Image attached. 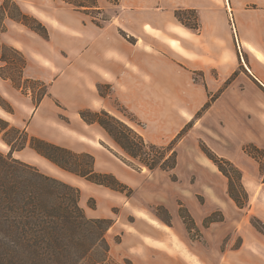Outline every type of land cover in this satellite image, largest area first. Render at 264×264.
I'll return each mask as SVG.
<instances>
[{
  "label": "crops",
  "instance_id": "crops-1",
  "mask_svg": "<svg viewBox=\"0 0 264 264\" xmlns=\"http://www.w3.org/2000/svg\"><path fill=\"white\" fill-rule=\"evenodd\" d=\"M13 1L47 28L49 38L7 17L0 42L25 56L24 77L48 84L50 95L36 107L30 95L0 76V94L14 108L8 113L0 107V116L30 136L75 153H91L98 172L113 174L130 187L140 185H135L138 178L114 160L104 161L109 148L103 140L111 138L98 124L85 123L80 111L117 116V101L146 124L142 135L151 144L172 139L196 118L191 130L200 131V143L241 171L250 203L240 209L229 196L226 176L196 149L199 191L210 211L225 213V207H236L243 215L235 222L236 233L244 239L237 252L252 254L254 249L264 256V235L250 220L254 216L264 223V166L247 150L264 152V0H98L101 13L96 15L108 16L101 26L92 12L63 0ZM178 11L196 13L199 29L179 22ZM102 85L111 89L106 97L99 92ZM154 130L158 139L152 137ZM15 155L79 188L81 206L93 199L91 218L108 219L119 199L126 215L135 217L121 245L143 252V264H192L187 251L175 246L179 237L173 227H158L146 210L127 206L129 199L117 196L119 192L68 173L30 148ZM172 214L176 219L177 210ZM132 259L140 264L141 259Z\"/></svg>",
  "mask_w": 264,
  "mask_h": 264
},
{
  "label": "trees",
  "instance_id": "trees-1",
  "mask_svg": "<svg viewBox=\"0 0 264 264\" xmlns=\"http://www.w3.org/2000/svg\"><path fill=\"white\" fill-rule=\"evenodd\" d=\"M75 9L92 12L95 23L102 24L94 16L99 10L98 0H63ZM113 3L119 0H109ZM190 16L193 23H188ZM21 23L44 38H49L47 28L35 17L25 14L13 0H5L0 7V33L5 31V18ZM176 17L183 25L198 30L199 22L194 12L178 11ZM108 18H104L103 22ZM126 38H128L125 35ZM131 42L133 38H128ZM0 76L10 80L18 89L31 93L38 107L50 95L49 85L24 77L27 66L25 56L17 49L0 42ZM101 96L110 93L102 90ZM0 106L9 113L12 108L0 94ZM208 107V105L206 106ZM81 119L87 124H98L124 152L129 160L122 159L128 166H138L154 172L157 169L171 172L177 166V152L174 146L182 138L183 132L168 147L149 144L144 137L125 122L107 111L95 112L90 109L80 111ZM65 119V118H63ZM11 133L19 135L14 141L6 137ZM10 146L8 156L0 153V264H101L109 261L110 244L107 232L113 227L112 219L91 218L80 204L81 190L41 172L13 158V154L27 146L38 155L49 160L60 169L83 178L90 183L109 188L131 197L133 189L121 182L115 175L96 170L95 157L89 153H75L65 147L30 136L26 130L11 127L0 118V135ZM105 146V144L103 143ZM107 147V146H106ZM202 152L218 167L229 180V195L237 206L247 204L237 192L235 182L227 168L237 172L228 160L218 156L205 143L201 142ZM156 151L155 156L152 155ZM153 153V154H152ZM131 160V161H130ZM247 198L245 189H242ZM249 206V204H248ZM180 215L189 229H195V222L181 204ZM215 222L212 217L206 223ZM251 224L264 234V223L251 217Z\"/></svg>",
  "mask_w": 264,
  "mask_h": 264
},
{
  "label": "rangeland",
  "instance_id": "rangeland-1",
  "mask_svg": "<svg viewBox=\"0 0 264 264\" xmlns=\"http://www.w3.org/2000/svg\"><path fill=\"white\" fill-rule=\"evenodd\" d=\"M94 16H97V20L101 24L103 23V19L108 17L107 15L98 16L96 14H94ZM193 22V17L190 16L188 23L192 24ZM102 86V90L108 92L109 86ZM20 90L25 96L30 95L33 100L30 91L23 92L22 89ZM7 103L9 104V108H12V113H14L13 106L8 101ZM115 107L117 111V116H115L116 118L128 124L140 135L144 134V132H147L146 124L140 121L135 116V114L132 113V111L117 101L115 102ZM205 110L206 107L197 114V118L201 117ZM0 118L8 122L11 127H14L7 120L8 118L2 116H0ZM196 122L197 120L195 118L193 123H189L179 132V134L183 132V136L174 146V150L177 152V166L171 172L163 171L161 169L151 172L145 167L138 166L136 162H133L134 168L130 167L122 160H129V158L112 141V139L103 140V142L109 148L107 149L112 153L111 154L109 151L104 150L106 154L103 157L104 161L108 162L111 159L117 164L132 170V174L138 178V180L135 181V185L140 183V185L137 187H131L134 191L131 197H127L122 193H118L117 196L120 198H122V195L127 197L129 199V203L131 204V206H127L130 208L140 207L146 210L148 215L157 221V224H159L158 227H173V234H175V237L177 236L180 239H178V241L175 243V246L180 248L182 251H187V257L192 264H260L261 260L264 261V256H261V253L258 250H254L251 247L252 254L250 252H237L244 243L243 237L236 233L237 225H235V222L243 218V215L239 214V210L236 209V207H225L224 209L227 216L221 209H213V211H210L211 208H209L210 206L207 198L204 196L203 192L201 193L199 191L201 176L196 174V170L200 165L198 160L194 157V153L196 149L201 150L199 145L201 144L200 139H202V133L200 131L199 133L196 131V129L191 130ZM157 132V130L152 131V137H156V139H158L159 134ZM179 134L174 136L172 139L168 138L167 140H165V136H163V140H165L164 142L153 144L158 147H168L169 144L174 141ZM18 136L19 135L15 133L6 135L8 139L14 141L15 146L22 144L21 141H16ZM88 144L90 143L88 142ZM90 146L91 145H89V147ZM26 148L30 147L27 146ZM10 150V146L3 139V134L0 135V153H2L4 156H8ZM27 150V152H30L29 149ZM247 150L250 154L256 157L257 161L262 166H264V152L256 150L253 147H250ZM15 153L13 154V158L20 160L25 164L31 165L27 161L17 157L18 155L16 156ZM155 154L156 151L152 156L154 157ZM187 154L189 156H187ZM35 167L41 171V168L38 166ZM227 169L230 172L231 178L235 182L238 194L247 204L246 208L242 210H246L248 208V204L250 203V195L243 185V174L237 168V172L232 171L231 168ZM243 188L246 191L247 198L245 197V193L242 190ZM116 203L117 206L111 210L110 216L108 217V219H112L114 222L113 227L106 234V238L110 244L109 261L101 264H135L132 259L133 257L136 259L139 258V260L141 259L142 261L140 260L139 262L140 264H143L147 261L143 252L140 253L136 252L135 250H131V252H129L126 249L123 250V245H121V242L123 241V235L126 232H131L128 226L132 222H135V217L126 215L127 209L118 206L121 204L119 199H117ZM181 204L187 209L193 218L196 225L195 229H189L184 219L180 216L179 213ZM82 207L86 211L87 215L90 216L92 211L91 208H95L96 204L93 199H90L87 205ZM176 210L178 216L175 219L172 213L175 214ZM208 212L211 213L208 215ZM103 213L105 212L103 211ZM209 217H212L215 222L206 223V220ZM198 218L203 219L200 224H197ZM242 229L246 231V228L242 227ZM132 248L135 249L134 246H132Z\"/></svg>",
  "mask_w": 264,
  "mask_h": 264
}]
</instances>
